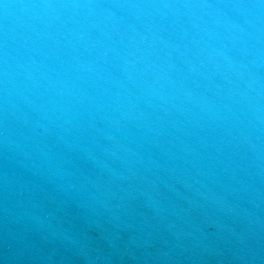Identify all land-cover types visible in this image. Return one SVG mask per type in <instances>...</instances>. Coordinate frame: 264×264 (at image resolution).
<instances>
[{
  "label": "water",
  "instance_id": "water-1",
  "mask_svg": "<svg viewBox=\"0 0 264 264\" xmlns=\"http://www.w3.org/2000/svg\"><path fill=\"white\" fill-rule=\"evenodd\" d=\"M0 264H264V0H0Z\"/></svg>",
  "mask_w": 264,
  "mask_h": 264
}]
</instances>
